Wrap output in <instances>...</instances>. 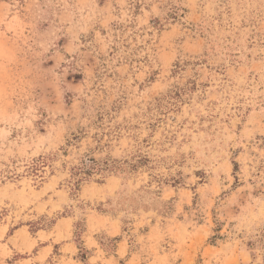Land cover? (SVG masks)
Masks as SVG:
<instances>
[{
    "label": "rangeland",
    "instance_id": "rangeland-1",
    "mask_svg": "<svg viewBox=\"0 0 264 264\" xmlns=\"http://www.w3.org/2000/svg\"><path fill=\"white\" fill-rule=\"evenodd\" d=\"M0 264H264V0H0Z\"/></svg>",
    "mask_w": 264,
    "mask_h": 264
}]
</instances>
